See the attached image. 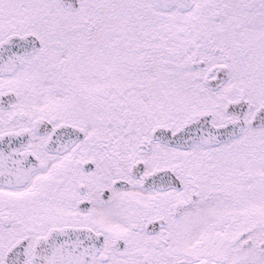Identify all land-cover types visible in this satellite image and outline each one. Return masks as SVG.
I'll return each mask as SVG.
<instances>
[{
	"label": "snow or ice",
	"instance_id": "obj_1",
	"mask_svg": "<svg viewBox=\"0 0 264 264\" xmlns=\"http://www.w3.org/2000/svg\"><path fill=\"white\" fill-rule=\"evenodd\" d=\"M0 264H264V0H0Z\"/></svg>",
	"mask_w": 264,
	"mask_h": 264
}]
</instances>
